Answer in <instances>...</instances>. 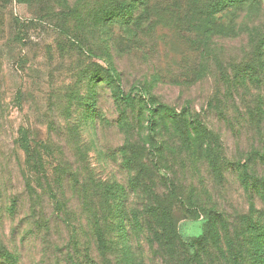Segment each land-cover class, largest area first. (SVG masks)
I'll return each mask as SVG.
<instances>
[{"label": "rangeland", "instance_id": "rangeland-1", "mask_svg": "<svg viewBox=\"0 0 264 264\" xmlns=\"http://www.w3.org/2000/svg\"><path fill=\"white\" fill-rule=\"evenodd\" d=\"M103 6L105 0H28L26 4L0 0V141L9 144L21 128L36 140L51 141L55 164L63 160L80 167L100 185H121L129 194L126 210L138 209L147 195L155 203L160 200L161 211L150 217L155 229L162 230L167 219L163 209L175 206L172 213L179 221V237L191 251L203 222L176 202L207 206L237 223L248 205L242 189L246 179L236 164H246L253 141L227 106L207 109L217 85L210 75L196 83V53L176 30L166 22L151 24L140 43L129 48L131 38L123 36L122 28L128 19L120 18L108 46L100 21ZM154 18L150 12L147 22ZM214 46L227 68L244 58L247 43L244 38L216 39ZM89 54L111 62L123 92L133 95L130 104H114L109 80L96 82L104 76V63ZM141 88L153 95L152 111L160 103L178 113L191 111L194 122L204 126L189 127L187 117L176 118L162 110L149 127L151 114ZM201 130L205 135L199 134ZM154 138L163 140L162 150ZM141 140L149 142L144 154ZM128 141L133 149L123 157L133 166V177L124 170L118 152ZM254 170L264 175L263 168ZM108 191L98 190L101 200L111 196ZM170 194L176 200L169 199ZM109 199L122 202L119 192ZM97 211L100 221L109 219L105 208ZM111 216L119 221L122 213L115 210ZM98 226L105 230V222ZM249 242L257 250L255 234ZM118 248L120 262L128 264L121 243ZM96 264L104 262L97 259Z\"/></svg>", "mask_w": 264, "mask_h": 264}, {"label": "trees", "instance_id": "trees-1", "mask_svg": "<svg viewBox=\"0 0 264 264\" xmlns=\"http://www.w3.org/2000/svg\"><path fill=\"white\" fill-rule=\"evenodd\" d=\"M15 1L26 4L28 0ZM105 6L99 13L108 46L113 41L112 29L121 18L128 19L122 28L126 31L123 36L131 38L129 48L140 43L151 24L164 22L193 47L196 83L210 75L218 87L207 109L227 106L253 141L246 164H236L246 179L242 189L248 210L237 223H230L207 206L176 202L203 222L196 248L189 251L179 237V221L172 213L175 206L163 209L168 212L167 219L162 222V230L155 229L156 222L150 217L161 211L160 200L155 203L147 195L140 199L139 203L146 202L138 209L126 210L124 202L129 194L121 185H100L80 167L75 169L63 160L55 164L51 141L36 140L21 128L9 144L0 141V264H96L97 259L104 264H122L117 253L119 243L128 264H264V175H256L254 170L264 169V0H105ZM150 12L151 18L155 16L152 23L147 22ZM240 38L247 43L245 56L226 68L214 42ZM99 59L104 63V76L96 82L109 80L114 104H130L133 95L123 92L111 62ZM140 90L151 114L149 127L162 110L171 111L176 118L187 117L189 127L204 126L194 122L191 111L178 113L161 103L152 111L153 95L144 88ZM199 134L205 135L202 130ZM154 141L162 150L163 140ZM140 142L144 154L149 142ZM123 145L118 151L121 157L133 149L129 141ZM123 160L124 170L135 176L129 160ZM106 188L111 195L107 198L119 192L122 202L101 200L98 190ZM173 198L176 200L170 194L169 199ZM98 207L110 213L109 219H98ZM115 210L122 213L119 221L111 216ZM100 222H105L103 231ZM252 234L259 241L257 250L249 242Z\"/></svg>", "mask_w": 264, "mask_h": 264}]
</instances>
